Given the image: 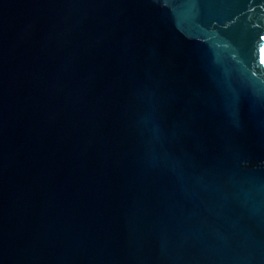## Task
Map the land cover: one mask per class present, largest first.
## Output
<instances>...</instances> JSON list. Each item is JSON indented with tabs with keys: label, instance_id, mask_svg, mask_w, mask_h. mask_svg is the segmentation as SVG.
Returning a JSON list of instances; mask_svg holds the SVG:
<instances>
[{
	"label": "water",
	"instance_id": "1",
	"mask_svg": "<svg viewBox=\"0 0 264 264\" xmlns=\"http://www.w3.org/2000/svg\"><path fill=\"white\" fill-rule=\"evenodd\" d=\"M0 264H264V0H0Z\"/></svg>",
	"mask_w": 264,
	"mask_h": 264
}]
</instances>
